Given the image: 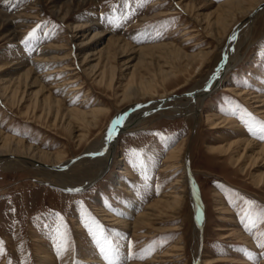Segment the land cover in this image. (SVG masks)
<instances>
[{"label": "rangeland", "instance_id": "374dc122", "mask_svg": "<svg viewBox=\"0 0 264 264\" xmlns=\"http://www.w3.org/2000/svg\"><path fill=\"white\" fill-rule=\"evenodd\" d=\"M182 1L181 7L191 2ZM227 1H198L194 12L184 13L178 7L180 0H0V11L8 15L0 18V130L39 151L62 153L69 160L86 153L77 142L86 129L70 116L55 128L51 127L52 118L45 124L26 116L41 87L38 115L45 107L41 100L49 95L48 90L65 109L87 113L102 109L100 118L109 111L110 117L102 120V129L93 131L90 141L98 132L102 141L114 120L135 104L159 100L188 104L193 88L202 86L219 68L221 48L228 36L252 18L247 15L257 5L252 7L248 1L245 10L236 13L230 12L228 4L218 8ZM262 9L264 5L255 14ZM218 19L226 21L225 30L216 24ZM83 24L91 26L79 34L72 31L74 25ZM208 26L219 37L209 35L205 30ZM33 29L36 35L28 39ZM193 29L194 37H188L186 33ZM11 33L21 39L10 42ZM98 33L101 38L96 39ZM252 35L242 48L243 62L228 72L223 88L204 100L198 123L188 115L156 109L138 129L120 133L112 167L92 186L69 192L29 168L0 169V264H43L41 253L47 251L53 257L50 264H108L92 235L97 224L113 244L119 245L121 258L135 254L137 258L125 264H196V257L198 264H264V248L259 247L264 242V155L253 158L250 151L236 166L230 161L231 155L212 151L239 138L244 140L238 137L241 133L255 144H264L260 130L264 118L237 95V90L264 95V13ZM119 37L136 48L157 46L144 51L123 49L116 41ZM89 40L92 43L84 46ZM175 46L191 56L214 55L198 69L200 59H183ZM37 58L43 59L41 67L33 64ZM29 67L34 73L27 81L24 78ZM170 71L177 72L178 77L164 81L162 72ZM36 76L40 84L32 86ZM70 79L77 82L70 84ZM72 85L81 88L71 92ZM129 85L132 88L126 93ZM14 90L17 98L12 101ZM207 114L233 119L240 131L213 129ZM181 144L183 168L168 177L162 168L169 153ZM119 158L126 159L127 164L119 166ZM124 171L130 174L126 176ZM183 173L186 179L192 175L205 205L206 223L199 233L188 195L181 211L172 209L162 220L150 224L149 230L140 232L148 234L146 238L110 222L113 216L136 221L150 204L171 191L168 188ZM260 178L262 186L257 185ZM130 203L138 205L124 216ZM217 206L222 209L215 210ZM102 207L107 214L99 212ZM224 211L231 214L225 216ZM227 227L234 228L235 233L228 236L231 232L218 231ZM61 242L69 245L68 251H58ZM173 248H177L173 252L177 255L180 252L176 250L182 249L178 256L182 260L165 256ZM226 258L231 262H216Z\"/></svg>", "mask_w": 264, "mask_h": 264}, {"label": "bare ground", "instance_id": "6f19581e", "mask_svg": "<svg viewBox=\"0 0 264 264\" xmlns=\"http://www.w3.org/2000/svg\"><path fill=\"white\" fill-rule=\"evenodd\" d=\"M198 1L207 2V0H191L189 4L183 5L181 7L179 6V4L180 3L183 4V1L180 0V2L178 3V7L180 8V10H183L184 13L188 11L194 12L193 9H196V7L198 6L199 4ZM248 1L250 2V5L252 7L255 4H257L256 7H253L251 13L247 15V16H252V18L250 19L247 18L238 26V28L235 31H233V33L230 36H228L227 43H225L224 46L221 48L222 58L219 68L213 70L210 78H208V80L202 86L200 87L197 86L193 88V90L190 92V96L188 97L189 99L186 101L188 102V104L178 103V102H177L178 104H175V103L167 102V100L166 101L159 100L158 101L159 103H155V104H153L154 102L144 105L135 104L130 109V111H128L127 113H122L118 118H116V120L120 119V123L115 127H113L114 126L113 124V126L106 134L104 139L103 140L101 139L102 141L98 140L99 132L97 133L96 137L92 141H90L93 131L95 130L98 131V129L100 131L102 129L103 125H100L102 120L106 121L110 117L109 111L106 113L105 116L100 118L99 113H102L103 111L102 109H93L91 112L88 113L78 109H65L64 107H62L63 105L62 101L60 99H53V97L51 96V91L48 90L47 92L49 93V95L41 100L42 105H44L45 107L44 109L42 108L40 110L41 114L38 115L40 108L39 96L43 92V87H41L35 93V95H37L35 104H33L32 106L30 105L31 107L30 106L27 107V112L25 115L32 116V119L34 121L36 122L42 121L45 124L52 122L51 120L52 118L53 122L51 127L54 128L56 127L57 123H60L61 121L63 122V120L68 119L69 116L71 118H75L77 122L82 123L81 124L83 126L82 129L84 128L86 129V132L81 134L77 138V142L79 144L78 146L81 148L84 147L85 150L87 149L86 153L83 152L84 154L79 155V157L70 158L68 160V157L62 155V153L49 154L46 152L39 151L37 147H34L33 145H29L25 141L21 139H17L14 136H11L10 134H6L4 131L0 130V143H2V147H0V169L4 168L9 170L10 168H15V167H17L18 169L29 168L35 172L37 171V173H39L43 178L48 179V183L55 184L57 187H60L62 189L64 188L69 192H74V191L77 192L84 189L85 187L87 188L89 186H92L102 176H104L107 173V171L112 167L113 159L115 158V154L118 149L119 137L121 135L120 133L135 131L145 122V120H147V118H149L150 116L156 113L155 112L156 109L158 108L170 109L172 110V113H174L175 115H184V116L188 115L191 117V119L195 121V123H198L200 118V113L203 108L204 100L212 93L216 92L217 88L219 87L223 88L222 83L226 81L228 72L236 68L239 63L243 62L241 55L242 48L247 42H250L253 36L252 32L254 25L256 21L259 20L264 13V9H262V12H260L259 14H255L256 10L264 5V0H228L225 3L218 5L219 8L221 6H224L225 4H228L230 6L229 7L230 12L236 13L238 11L242 12L243 10H245L243 6L246 3H249ZM174 13L178 14V12H174ZM7 16L8 15L6 13L0 11V18H7ZM216 24H219L221 29L223 30L226 29V21L224 19H222V22L220 21V19H218L216 21ZM22 26L24 27V25ZM89 26H91V24L74 25L72 31L79 34L80 31L88 29L87 27ZM205 30L209 35H211L214 38H217L220 35L211 26L206 27ZM192 33H194V29L186 34L188 37L190 36L192 38L194 37ZM98 34L99 35L95 36L96 39L97 36L100 37V33ZM20 39L21 37L19 38V40ZM14 40L19 41L17 35L11 33L10 42ZM116 41L120 44V48L123 49L129 48L132 51H140V50L144 51L146 49L153 50L157 46V45H149L147 47L136 48L132 46L130 43L124 41L123 38L119 37L116 39ZM91 43L92 40H89L87 43L84 44V46ZM123 49H121V51ZM175 51L183 59L184 58L189 59L192 60V62L195 61L198 57L200 59L199 64L196 63L198 64V69L203 68L207 60L214 55V52H210V53L208 52V53H203L204 55H202V53H199V55L196 54L191 56L186 54L185 52H182V49L177 46H175ZM41 62H43V59L37 58V60L34 61L33 64H35L38 67H41ZM32 70L33 67H29L27 69L25 73L26 77L24 78L25 80L29 81L31 79V76H33ZM164 74L162 72V76H161L163 77L164 81H168L169 79L178 77L177 72L170 71ZM103 75L101 79H104ZM74 78L75 77H72L71 79ZM31 81H32V86L40 84V82L37 81V76L34 77ZM72 82H77V80L76 79L74 81L71 80L70 84H72ZM80 85H72L70 91L77 92L81 88ZM131 88L132 86L130 87L129 85L126 89V93L129 92ZM4 92H7V89L4 90ZM13 93L15 94H13V96L11 97L12 101H14V99L17 98V93L15 92V90L13 91ZM237 95L241 99L249 103L250 106H252L253 109L262 116L261 118H264L263 94H259L258 92H250L247 90H237ZM53 104L54 106H56V110L53 109L52 106ZM90 115L92 117L91 120L89 119ZM206 117H207L206 118L207 123H210L213 129H219L225 131V129L229 128L232 129V131L239 130L236 122L233 119L223 118V117L219 118L217 115H210V114H207ZM116 120H114V122ZM71 125L72 124L69 121L67 123V127L70 128ZM88 126L90 129L87 128ZM244 134L246 133H241V135H238V137H244V140L239 138L236 141L227 144L226 146H221L217 148L214 147L212 151L218 152L221 155H231L230 161H233L234 162L233 164H235L236 166L241 164L243 160L246 159L248 152L250 151L252 152L251 155H253V158L254 157L257 158L260 157L261 155H264V144L262 143L255 144L254 140H250V138L248 136L245 137ZM181 146L182 144L174 148V150L169 153L168 158L166 159V164L162 168L164 174H167L168 177L171 176L174 177V175L176 176L183 168L180 163L181 161L180 155L182 153ZM241 150L243 151L242 153H240ZM17 155L23 157L24 159L21 158L14 159V157ZM118 161L120 162L119 166H124L127 164V161L124 158H119ZM122 169L125 170L123 167ZM124 172L126 176L130 174L128 171H124ZM115 176H116L115 178L119 179V176L117 175ZM186 176L187 175L183 173L181 179H176L175 182L172 183V186L168 188L171 191L168 193L164 191L165 193L163 194V197L160 198L159 200L154 201V203L150 204L147 207L146 211L140 214L137 217L136 221H134L133 223H130L125 219L122 220L121 218L115 216H113L110 222L114 223V225H119L120 227L122 226L124 228H127V230L132 229L134 235L136 236L139 235L141 237L146 238L148 234L145 233L140 234V232H142V230L145 231L149 230L150 224L155 222V220L158 219L162 220V218L166 215V213L172 211V209H178L179 211H181L182 208L185 207L184 205H185L186 197L188 195L192 200V206H193L192 208L195 212V222H196L195 228L196 231H198L199 233L201 229H203L206 223L205 205L203 204L199 196L198 187L194 182L192 175L188 176L187 179ZM122 179L124 178H121V180ZM257 185L262 186L261 178L257 182ZM137 205H135L134 203H130L125 208L126 212L123 213L124 216L131 214L133 212V208L137 207ZM221 209L222 208H219V206H217L215 210H221ZM99 212L103 214H107L105 213V209L103 207L99 210ZM223 214H225V216H229V214L231 213L230 211H224ZM218 231L231 232L230 234H228V236H231L235 233L234 228L231 227L219 228ZM148 232L149 231H147L146 233ZM175 249L177 248H173L172 251H167L166 253L167 255L165 256H169V257L181 256L182 249L178 248V250H176L180 252L179 255L173 253ZM41 254H43L42 255L43 264L53 263V257L48 253V251L46 253H41ZM182 259L183 257H178L177 261ZM229 260L231 259H227V258L217 259L216 262L218 263L231 262ZM195 262L196 264L199 263L197 257ZM132 264H138V263H132Z\"/></svg>", "mask_w": 264, "mask_h": 264}, {"label": "snow or ice", "instance_id": "6c2138e0", "mask_svg": "<svg viewBox=\"0 0 264 264\" xmlns=\"http://www.w3.org/2000/svg\"><path fill=\"white\" fill-rule=\"evenodd\" d=\"M5 3H8L9 0H4ZM36 35V30L33 29L32 32L28 34V39L34 38ZM24 42H27L24 41ZM120 123V119H117L114 122V126L118 125ZM260 130L261 132H264V122H260ZM262 139H264V136H261ZM57 232H59V229H57ZM92 235L96 239V243L99 246L100 252L103 256V258L108 262V264H125V261L128 259H135L137 258L135 254L130 253L123 258L120 256V249L119 245L113 244L111 240L108 239V237L104 234V230L101 226L98 224L96 225V228L94 231H92ZM264 235V234H262ZM131 247V244L129 245ZM260 248H264V242H261L259 244ZM3 250V242L0 241V251ZM69 250V245L66 243L61 242V244L58 246V251L66 252Z\"/></svg>", "mask_w": 264, "mask_h": 264}]
</instances>
